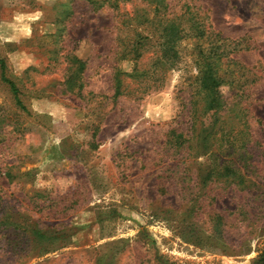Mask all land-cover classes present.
<instances>
[{
  "label": "rangeland",
  "instance_id": "rangeland-1",
  "mask_svg": "<svg viewBox=\"0 0 264 264\" xmlns=\"http://www.w3.org/2000/svg\"><path fill=\"white\" fill-rule=\"evenodd\" d=\"M94 1L105 4L0 0V56L26 108L0 79V220L29 232L0 264H254L264 250V0H165V20L186 36L165 88L142 99H115L114 78L133 72L127 41L149 35L142 21L156 6ZM160 36L146 41L143 68ZM203 53L250 79L245 98L233 99L230 74L220 86L230 110H247L256 168L244 190L208 180L225 160L215 147L195 151ZM71 56L86 63L80 92L68 82ZM172 132L195 136L194 150L175 148ZM35 231L55 240L34 242Z\"/></svg>",
  "mask_w": 264,
  "mask_h": 264
},
{
  "label": "trees",
  "instance_id": "trees-1",
  "mask_svg": "<svg viewBox=\"0 0 264 264\" xmlns=\"http://www.w3.org/2000/svg\"><path fill=\"white\" fill-rule=\"evenodd\" d=\"M108 1V0H107ZM119 1L114 0L111 6L118 8ZM149 5H155L154 17L152 19L146 18L142 21V24L151 25V30L148 32L149 35L143 37L142 34L137 33V35L130 41H127V54L126 57H130L135 65L133 72L129 75H123L122 73H116L115 82V94L114 98L120 96L134 95L137 99H142L145 94L151 92L161 91L165 88L166 84V74L169 69L173 66L174 61L178 58L176 51L177 44L186 36L183 33L181 27L174 23L172 20H165V16L168 11V5L165 0H143ZM230 1V0H227ZM94 6H103L105 1H99L100 4L94 0H89ZM145 16V15H144ZM141 16H136L134 20L139 22ZM187 26V25H186ZM134 27V24H133ZM153 28V29H152ZM183 30H189L187 27H183ZM191 34V31L187 32ZM158 37V42H161V50L155 51L154 55L150 57L151 65L153 71L150 72L149 67L142 66V58L147 52L146 41H149L155 36ZM136 38V39H135ZM212 53V50L209 52ZM160 54V55H159ZM202 61L204 62L203 67L198 73L195 82L197 87L192 93L191 99V116L193 121V127L197 125V145L195 151L199 156L200 146L208 143L210 148L215 147L216 151H213V157L217 163L220 161L219 154L225 158L221 161L218 169H210V175L208 180L219 181L223 180L228 184V189L230 186L244 190L250 188L253 183L250 180L251 174H255L251 171L249 173L248 168H256L253 164V156L249 152V147L252 144L251 130L248 123V117L246 116V109L241 106V103L237 102V108L230 110L228 99L223 96L220 90V86L224 84V80L230 74L233 81H238L235 88H231V93L233 99L245 98V92L247 91V85L250 83V79L247 76L248 73L241 72L240 70L234 71V73H229L228 71H221L220 65L223 63L221 56L218 61L214 60V57H208L206 53H203ZM70 63L68 82L71 86L75 88L78 92L82 90L81 80L82 74L85 71L86 63L79 60L75 56L68 58ZM237 73V77L234 75ZM126 77L133 83H137L139 87H134L129 89V85H124ZM0 79L3 84L7 85L10 93L12 94L15 104L23 111H26L25 106L20 100V91L17 85L7 77V64L5 60L0 56ZM240 81L242 83H240ZM67 82V83H68ZM130 83V82H129ZM128 88V89H127ZM143 88V89H142ZM142 89V91L140 90ZM126 90L127 91L126 93ZM235 91V92H234ZM235 106V105H234ZM236 107V106H235ZM232 112H234V117H232ZM231 113V114H230ZM205 119L209 122L204 123ZM173 141L172 145L177 149H191L194 150L192 145L193 138H185L181 133L172 132ZM202 144V145H201ZM243 160V162L241 161ZM243 163L242 169H239L237 165L238 162ZM244 171V172H243ZM6 176L10 178V174L7 173ZM213 178V179H212ZM259 210H262L260 207ZM34 237V242L37 240H49L54 241L55 238L47 237L41 234L40 231L32 232ZM29 235L27 230L21 229L19 226L14 225L5 219L0 220V263L5 258L12 257L14 255L21 254L24 250L20 248L22 244V239ZM28 238V237H26ZM37 240H36V239ZM55 247H48L43 249L44 252H51ZM254 264H264V250L259 253Z\"/></svg>",
  "mask_w": 264,
  "mask_h": 264
}]
</instances>
